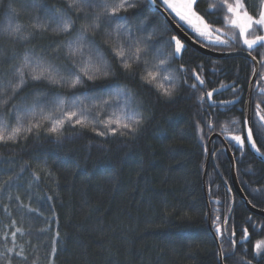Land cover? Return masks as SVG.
I'll list each match as a JSON object with an SVG mask.
<instances>
[{
  "label": "trees",
  "instance_id": "16d2710c",
  "mask_svg": "<svg viewBox=\"0 0 264 264\" xmlns=\"http://www.w3.org/2000/svg\"><path fill=\"white\" fill-rule=\"evenodd\" d=\"M135 2V9L121 14L128 17V26L137 38L151 35L143 57L149 62L148 70L160 60L168 61V70L161 72L158 81H169L175 89L172 97H165L155 82L148 84L141 79L144 65L134 64L130 74L121 69L101 42L103 33L111 31L107 23H102L96 39L112 65L108 79L85 80L77 89L67 84L29 83L8 105H0V117H6L13 105L35 104L49 111L58 98L67 106L78 98L93 114L89 119L97 131H104L103 124L96 123L97 116L107 122L119 118L121 111L129 107V101L118 96L119 85L129 90L130 102L138 105L146 117L134 136L101 137L90 128L66 125L62 138L57 140L45 130V124L39 135L34 132L27 140L0 144V252L6 246L12 247L10 233L19 227L24 233H17V251L23 246L27 255L25 260L12 254V264H32L37 258L40 264H47L57 230L60 237L55 238L58 251L54 264H218L219 247L212 233L218 211L211 203V227L204 189L209 142L215 133L240 135L245 126L242 111H228L233 118L225 123L210 109L206 92L230 83L234 87L226 91L240 87L232 98L237 93L245 94L254 65L241 56L215 60L192 48L177 59L170 41L175 32L148 0ZM32 3L33 0H0V74L10 70L13 57L18 61L27 53L51 60L67 75L70 65L62 47L67 37L56 35L55 24L49 31L35 32L27 42L9 39L2 31L9 20L24 26L37 18L43 21L53 6L72 15L66 0H35V6L30 7ZM9 5L19 14L13 15ZM73 19L77 29L82 23L92 22L91 16L87 21L83 16L73 15ZM258 59L264 68L261 57ZM195 71L204 80L203 88L197 85L194 89L185 82L184 77L194 76ZM202 93L203 97L206 95L203 100ZM263 95L260 93L257 98L262 100ZM4 98L0 96V101ZM246 100L243 97L242 107ZM11 123L14 125L15 121ZM222 147V141L214 140L207 192L210 200L213 196L222 199H218L220 204L223 201L219 209L226 218L231 210V194L224 180L231 184L232 175L230 160L220 150ZM229 148L237 158L245 189L247 160L241 159L237 142H229ZM243 151L245 156H252L246 142ZM257 169L260 174L255 180H263L264 169ZM34 172L39 174L38 180L34 179ZM236 201L231 225L234 219L244 220L249 213L238 196ZM27 206L38 208L43 215L29 212ZM5 232L9 233L7 240ZM222 239L223 250H231L228 240ZM0 264L5 261L0 260Z\"/></svg>",
  "mask_w": 264,
  "mask_h": 264
},
{
  "label": "snow or ice",
  "instance_id": "6c2138e0",
  "mask_svg": "<svg viewBox=\"0 0 264 264\" xmlns=\"http://www.w3.org/2000/svg\"><path fill=\"white\" fill-rule=\"evenodd\" d=\"M150 4L155 5L156 0H149ZM221 4L226 8L224 21L233 29L238 30L240 42L248 51H255L258 48H264V0H259L258 10L256 14L248 11L244 0H220ZM67 8L71 10L72 15L52 7L47 10L46 19H36L29 26L15 24L12 20L8 21L7 27L2 31L9 39L15 41H29L35 32L49 31L52 24H55L56 35H64L67 37L62 42L64 55L67 58L70 67L66 69L67 75L62 74V69L57 64L53 63L41 56L34 54H25L22 59L11 64L10 70L0 74V96L5 97L0 101V105H8L15 96L21 92L29 83H46L50 85L63 86L67 84L71 89L82 87L85 80L95 82L98 79H108L112 75V65L105 58L103 50L100 46L101 42L106 45L112 55L118 60L119 66L125 73H132L133 65H144L145 71L141 79L148 84L154 83L160 76L162 71L168 70V61L160 60L158 64L151 65L152 70H148L149 62L143 57L147 55V43L151 40V35L139 39L128 26V17L121 13H127L130 9H135L137 4L135 0H66ZM164 11L172 15L174 18L190 26L200 36L207 39L215 40V43L220 45H229V41H235L236 33L225 32L222 28H216L209 24L205 18L196 11L197 0H161ZM35 6V0L29 5ZM215 5L211 6L215 10ZM9 8L13 15H18L15 9ZM75 16H83L85 21L89 16L92 17V22H85L76 28V22L73 19ZM102 23H107L111 31L103 33V40L98 42L96 37ZM75 29V31H74ZM225 37H228L227 39ZM171 42H174V54H179L184 50V44L178 37H171ZM111 42V43H110ZM145 45V47H141ZM59 51V48L57 49ZM79 61V62H78ZM261 63L264 64V54L261 55ZM200 84L204 80L196 74ZM264 79V75H262ZM191 87L195 88L193 84ZM223 87V85L221 86ZM162 94L165 97H172L175 93L174 88H163ZM216 89H212L206 93L207 97H211ZM264 93V89L260 90ZM118 96H123L126 101H129V107L121 111L119 118L109 119L107 122L99 120L96 117L97 124H103L104 131H97V127L89 119L93 114L87 109L82 101L75 98L71 106H67L62 98H58L52 106L51 110L46 111L38 105H25L18 107L12 106V111L7 113L6 117H0V144L18 143L22 139L27 140L28 136L35 132L39 135V131L45 124L46 131L49 134H54L57 140L63 136V129L66 125L78 126L80 129H91L98 136H134L143 126L146 117L139 110V106L130 102V92L127 89L117 85ZM201 100L204 97H200ZM109 103V101H105ZM224 103H232L227 101ZM256 122L254 124L256 131L253 132V126L248 125L245 121V128L240 135H233L232 139L240 145L241 156L244 155V146L247 141L259 156L264 159V151L257 146V138L264 142V108L261 103L255 104ZM14 120L13 125L11 121ZM34 179H39L38 173H33ZM9 180L12 178L9 177ZM5 184L8 181H4ZM2 187V186H0ZM254 192H261L259 189H253ZM48 200L51 197L47 198ZM19 200V197H17ZM250 203V202H249ZM23 204V201H20ZM29 212L43 213L38 208L27 206ZM7 211V206H5ZM219 219V217H217ZM16 221H12L14 225ZM226 223V221H225ZM50 227V225H49ZM45 232L46 229H41ZM216 232L223 235L220 226H217ZM17 233H24V229L15 228L11 231L12 247H5L4 251L0 252V260H4L5 264H12L13 255L27 259L25 249L20 246L17 251L15 243ZM235 236L234 230L230 234ZM247 228L243 229L241 240L247 241L249 238ZM60 237V232H55V238ZM9 238V233H4V239ZM53 240L51 252L47 256V264H54V257L57 254V239ZM236 241L232 240L233 247ZM254 258L264 254V239L257 240L253 245ZM218 264H225L223 245L220 246V251L217 253ZM243 264H252L251 260H244ZM32 264H40L39 259H34Z\"/></svg>",
  "mask_w": 264,
  "mask_h": 264
},
{
  "label": "flooded vegetation",
  "instance_id": "af4514ba",
  "mask_svg": "<svg viewBox=\"0 0 264 264\" xmlns=\"http://www.w3.org/2000/svg\"><path fill=\"white\" fill-rule=\"evenodd\" d=\"M156 2L160 5H162L161 0H156ZM232 2H233V0H229V3H232ZM244 3L247 5L248 11L250 13L256 14V12L258 10L259 0H244ZM212 5L216 6L215 10L211 9ZM196 11L199 12L206 19V21H208V23L212 24L214 27L222 28L225 32H229V33L232 31V32L236 33V35H237V38L235 41H232V40L229 41L230 46L229 45H220V44L215 43L214 37H213V39L210 40V39H207L203 36H200L190 26H188L187 24H185V23H183V22H181L178 19L173 17L174 20L178 23L179 27H181V29L183 31H185L191 38H193L199 44H201L205 47H208V48L212 49L213 51L219 52V53H226V52L231 53V52H234L236 50L237 51H243V52H251V54L257 59L260 58L262 54H264V48H258L255 51L246 50L245 46H243L242 43L240 42L238 30L231 28L224 21V16L227 13H226V8L221 4L220 0H199L197 2ZM172 31H175V30L172 29ZM175 37H178L180 40H183L176 31H175ZM225 38L227 39L228 37H225ZM173 44H174V42H173ZM190 48L195 49L191 46H188L187 49L184 51L183 56L185 55V53ZM183 56H182V58H183ZM208 57H211V56H208ZM211 58H214V57H211ZM214 59L215 60H227L230 58H224V59L223 58H214ZM196 72L197 71L193 72L194 76H191V75L185 76L184 77L185 82L189 85L195 84L196 87H198L197 85H199L201 88H203L204 83L203 84L199 83V80L196 77V74H198V73H196ZM254 73H255V66H254ZM263 73H264V68H261V64H260V74H259V77H258L257 82L255 84V90H254V94H253L252 107H251V124H252L251 126H253V131H255L254 124H255L256 119H257L255 116V111H256L255 104L257 102H259V103H261V107L264 108V95L262 96V100H259L257 98V95L262 93L260 90L264 89V79H262ZM182 77L183 76H181V79H180L181 81H182ZM229 84L230 83L222 84V85L224 87L227 85L229 86ZM222 85H220L214 89H217V90L221 89V88H223V87H221ZM230 85H232L231 88L234 87L233 84H230ZM196 87L194 89H196ZM249 89H250V85L248 86V89H247L245 94L241 95L240 93H237V97L232 98L231 95H233L234 93H236L240 90V87L237 85L231 92L225 90L223 92L218 93L217 96L215 95L216 98L209 100L208 105L210 106V109L214 113H216L219 117H221L224 120L225 123L231 122V120L233 118L231 115L228 114V111H233L235 113H239L242 111L244 113V126H245L246 106L242 107L243 106L242 100H243V97L248 98ZM211 90H209V91H211ZM201 96H203V93L201 94ZM227 101H232V103L228 106H220V105L215 104V103H224ZM246 103H247V100H246ZM216 139H219L220 141H222L218 137L215 138L214 140H216ZM214 140L212 142V151H213ZM222 143H223V147L220 150L222 152H224V147H225L224 141H222ZM247 145H248V143H247ZM257 146L261 149V151H264V142H262L261 139L257 140ZM249 149H250V147H249ZM232 152L234 154L233 149H232ZM250 152L252 153V156L251 155L250 156H245V155L241 156V159L247 160L246 164H248V174L246 175V182H245L246 188L245 189L241 183V178H240L239 172H238L239 165L237 164V158L234 154L235 159H236V165H237V174L239 176V180H240L242 189L244 190V193L247 196V199L249 200V202L256 209L264 212V195H261V192H254L253 191V189H259L262 192H264V179L262 180V178H261L259 180H255V178L258 176V174H260L257 167L260 166L264 169V160H261L257 155H255L253 150L250 149ZM239 154L241 155V153H239ZM215 156H218V153H215ZM215 156H214V158H215ZM215 166H216V164H215ZM215 169L217 170L218 175L221 178H223V175L221 174L220 170L217 167H215ZM231 175H232V166H231ZM263 178H264V176H263ZM207 186H208V184H207ZM230 186L231 187H228V190H230V194H231V196H230L231 210L229 212V215L226 218H224L223 210L219 209L220 206H222L223 201L221 204L220 203L217 204V202L219 201L218 199H221V198L216 197V196L211 197L213 200L217 201L213 204L215 209H217V211H218L217 213H215V216H214L215 222L214 223L217 226L221 227L223 235L221 236L219 233L216 232L217 226L214 229L215 231L212 233H213L214 237L216 238V240L217 239L219 240V242L221 241L222 238L223 239L226 238L228 240L229 248L231 250L224 251L225 261L227 262V260H229L228 264H243V261L241 258H243L244 260H251L252 264H264V254L254 258V251H253V245L255 244V242L257 240L264 239V215H261L259 213H258L259 215L254 214L256 212H254L253 210H251L247 206L245 201L240 197L239 193L236 191L235 185L232 182H231ZM245 190H247V191H245ZM212 194L210 192V196H212ZM237 196L239 197L240 200H242L244 202L245 206L249 210V213L247 214V216L245 215L244 220H240V219L235 220L234 219L233 224L231 225L230 220H231L232 215L234 214V210H235V206H236V202H237L236 201ZM217 217H219V219H217ZM225 221H226V223H225ZM211 223H212V219H211ZM212 226L214 227L213 223H212ZM244 228H247L248 232L250 234L247 241L241 240V235H242ZM233 230L235 232V236L230 235ZM215 233H216L217 237L215 236ZM232 240L236 241L234 247L232 244ZM220 245H221V242H220ZM226 262H225V264H227Z\"/></svg>",
  "mask_w": 264,
  "mask_h": 264
},
{
  "label": "water",
  "instance_id": "95a60500",
  "mask_svg": "<svg viewBox=\"0 0 264 264\" xmlns=\"http://www.w3.org/2000/svg\"><path fill=\"white\" fill-rule=\"evenodd\" d=\"M198 1L199 0H197V2ZM153 6L159 9L160 13L163 15V17L165 18V20L167 21V23L170 25V27L173 30H175L179 34V36L183 39V40H181V42L184 44V50L181 53L176 54V57L177 58H181L183 56L184 51L187 49L188 46H191V47L195 48L197 51H199L200 53H202V54H204L206 56H211V57H214V58H223L224 59V58H231L232 56H235L236 55L233 52H231V53L230 52H226V53L215 52L212 49H210L208 47H205V46L199 44L197 41H195L193 38H191L185 31H183L181 29V27H179V25L175 22V20L167 12H165L164 11V8H162L157 2ZM247 56L249 58H251L253 61H256V58L252 56L251 52H249L247 54ZM259 74H260V68L258 67L257 70H256V74H255V77H254L253 84L250 85V89H249V93H248L249 105L246 106V120L248 121V125L249 126L252 125L251 124V107H252L253 94H254V90H255V84L257 82V79L259 77ZM226 89L227 88H224L223 87L221 89H218L216 91V93L218 94L220 92L225 91ZM215 104L220 105V106H228L231 103H215ZM217 137L220 138V139H222L225 142L228 141V140H230V139H232V136H227L226 138H224L220 134H218L215 138H217ZM214 139L210 140V149H211V151H212V142H213ZM225 146H226V153H227V155L229 156V159L232 162V165H231L232 166V177H233V184L235 185L236 191L239 193L240 197L245 201V203L247 204V206L251 210H253L254 212L259 213L261 215H264V212L256 209L251 203H249V200L247 199V196L245 195L244 190L242 189V187H241V185L239 183V180H238L237 165H236L235 156H234L233 152L231 151V149L226 144H225ZM253 152L261 160H264V159H262L259 156L258 153L255 152L254 149H253ZM209 169H210V163H207V167H206V171H205V176H204V189H205V192H206V196H207V201H208L209 208H211V203L213 202V200L211 201L209 199V195H208V192H207L208 191L207 190V179H208ZM226 184H228V183L226 182ZM210 225H211V216H210ZM215 236H216V233H215ZM218 244L220 246V242L219 241H218ZM219 251H220V249H219Z\"/></svg>",
  "mask_w": 264,
  "mask_h": 264
},
{
  "label": "bare ground",
  "instance_id": "6f19581e",
  "mask_svg": "<svg viewBox=\"0 0 264 264\" xmlns=\"http://www.w3.org/2000/svg\"><path fill=\"white\" fill-rule=\"evenodd\" d=\"M149 2V1H148ZM151 6L156 10V11H158V12H160L159 11V9L158 8H156V7H154L152 4H151ZM175 32V31H174ZM233 53H235L236 55L235 56H241V57H245V58H247V59H249L251 62H253V64H254V66H255V73H254V75H253V77H252V80H251V84L250 85H252L253 84V81H254V77H255V74H256V70H257V68L259 67L260 68V62H259V60L256 58V61H253L251 58H249L248 56H247V54L249 53V52H243V51H234ZM176 55V54H175ZM253 56V55H252ZM232 57H234V56H232ZM254 57V56H253ZM177 58V57H176ZM177 59H180V58H177ZM232 87V85H229V86H224V88H227V89H229V88H231ZM226 89V90H227ZM217 90V89H216ZM215 95H217V93L216 92H214L213 93V95L209 98L208 97V99L209 100H212L213 99V97L215 96ZM247 105H249V99L247 98V103H246V106ZM218 135V133H215V134H213L212 136H211V138H210V140H212V139H214L216 136ZM221 135V134H220ZM222 136V135H221ZM229 136V135H228ZM224 138H226L227 136H223ZM222 140V139H221ZM223 141V140H222ZM229 142H236L235 140H233V139H230V140H228V141H224V144H226L228 147H229ZM247 142V141H246ZM248 146L250 147V149L251 150H253L252 149V147H251V145L250 144H248ZM224 151H225V153H226V146L224 147ZM227 154V153H226ZM212 155V151H211V149H210V142H209V152H208V161H207V163H210V161H211V156ZM228 156V155H227ZM228 158H229V156H228ZM230 160V159H229ZM230 163H231V165H232V162H231V160H230ZM206 167H207V164H206ZM206 171V170H205ZM224 180V179H223ZM239 180V179H238ZM224 182H225V184H226V182L228 183V184H226V186L227 187H231L230 186V184H229V182L228 181H226V180H224ZM232 183H233V177H232ZM207 190H208V188H207ZM206 198H207V196H206ZM213 200V199H212ZM211 200V201H212ZM215 202H217L216 200H213V203H215ZM207 203H208V201H207ZM220 203V201H218L217 202V204H219ZM208 207H209V205H208ZM209 213L211 214V208H209ZM254 214H257V215H259L258 213H254ZM261 216V215H260ZM263 217V216H262ZM209 221H210V218H209ZM210 226H212V223H211V225ZM219 240L217 239V242H218ZM221 246V245H220ZM220 246H219V244H218V247H219V249H220Z\"/></svg>",
  "mask_w": 264,
  "mask_h": 264
},
{
  "label": "rangeland",
  "instance_id": "374dc122",
  "mask_svg": "<svg viewBox=\"0 0 264 264\" xmlns=\"http://www.w3.org/2000/svg\"><path fill=\"white\" fill-rule=\"evenodd\" d=\"M160 78V77H159ZM159 78L155 81V83L158 85V87L162 90L163 88H172L169 84V81L168 82H165V84H161L158 80ZM208 161V159H207ZM211 216V219H212V214L209 215V218Z\"/></svg>",
  "mask_w": 264,
  "mask_h": 264
}]
</instances>
